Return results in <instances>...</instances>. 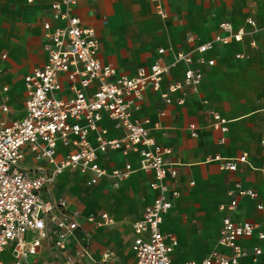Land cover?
Masks as SVG:
<instances>
[{"label": "crops", "instance_id": "obj_1", "mask_svg": "<svg viewBox=\"0 0 264 264\" xmlns=\"http://www.w3.org/2000/svg\"><path fill=\"white\" fill-rule=\"evenodd\" d=\"M52 1L0 0V116L8 121L23 116L25 76L46 62L43 24L50 18ZM146 1L149 26L143 33L136 22L115 16L112 7L116 0H80L77 5L76 12L84 24L98 32L99 58L112 65L118 75H134L140 66L150 65L159 56L165 63L172 62L176 52L194 48L195 43L188 40L189 36H196L201 42L208 40L221 32L219 25L223 21L231 22L236 28H250L248 18L257 24V31L243 42H232L207 54L215 59L214 65L195 64L203 71V81L199 92L190 93L184 104H177L178 93H171L172 102L167 103L161 92L148 88L140 109L134 112L135 116L150 120L151 135L161 145L172 148L168 159L178 163L179 175L175 180H169V184L179 189L181 196L165 215L161 228L176 235L179 245L180 238L175 231L184 225L179 214L185 213L183 205L192 190L191 185L221 186L219 195L207 192L199 202L200 216L204 217L208 210L217 215V238L207 257L217 245L222 218L226 214L220 207L229 202L228 190L234 179L245 188L254 189L258 197H240L232 218L236 222L259 223L264 230V210L257 208L258 203L264 205V0H162L168 12L166 18L157 13L151 0ZM250 40L256 44L251 45ZM160 48L165 49L162 55ZM238 53H246L248 57L238 58ZM185 69L184 63L172 68L165 77L163 91L169 82L182 79ZM2 104L9 106L8 112H2ZM211 110L230 120L226 133L213 127ZM15 113L19 116L13 117ZM190 124L196 125L198 136L191 135ZM102 125L108 129L109 136L120 134L109 118L106 117ZM223 136L225 141L221 142ZM63 152L65 149L60 147L59 157ZM243 153L248 154V163H239L236 172L222 169L221 162L214 159L216 156L240 157ZM100 161L108 168L122 167L125 157L119 151H109L101 155ZM130 161L134 167H139L137 156L132 155ZM31 164L53 169L44 161ZM74 175L89 188L83 189L79 203L70 199L65 191L66 183H75L70 179ZM152 179L151 172L138 170L120 187L114 188L107 178L89 185L78 171L65 170L56 177L50 195L63 197L72 208L79 209L82 226L61 250L54 247L55 236L50 234L43 240L38 254L23 264H67L68 255H74L86 243L97 261H101L105 253H111L110 264H132L135 260L133 222L142 217L145 207L156 196V191L150 187ZM89 197L94 206H90ZM103 213L112 216L114 223L97 226L87 221L90 215L101 218ZM240 242L245 246L260 243L256 237ZM177 248L172 254L174 264ZM205 257L188 258L181 264L188 260L201 261ZM0 261L14 264L11 248L0 251ZM76 264L96 263L80 258ZM241 264H263V261L253 263L244 259Z\"/></svg>", "mask_w": 264, "mask_h": 264}, {"label": "built area", "instance_id": "obj_2", "mask_svg": "<svg viewBox=\"0 0 264 264\" xmlns=\"http://www.w3.org/2000/svg\"><path fill=\"white\" fill-rule=\"evenodd\" d=\"M33 1V0H29ZM80 0H53L50 18L43 24L46 62L28 73L25 78L24 113L21 118L8 121L0 116V251L11 248L14 264L38 254L42 242L50 234L55 236L54 247H66L67 241L82 226V214L69 202L50 195L56 177L65 170L78 171L89 185L109 179L118 188L138 170L151 172L150 187L156 191L141 218L133 222L132 264H174L172 254L179 245L176 235L161 228L165 215L173 208L181 191L169 184L179 175L178 163L168 157L173 150L163 146L151 135L150 120L135 116L148 88L161 92L171 103V93H178L177 104L185 103L190 93H198L203 71L197 65L215 64L207 54L217 47L232 42L241 43L257 31L252 18L245 26L234 27L229 21L220 23L221 32L212 38L199 41L196 36L188 40L195 43L191 51H178L173 61L165 63L159 56L148 66H140L134 75H118L116 69L101 61L98 56L100 39L92 26L84 24L76 12ZM157 13L166 18L168 12L162 0H151ZM255 45L254 40H250ZM165 53L164 48L159 54ZM3 57H6L5 55ZM238 58H247L238 53ZM184 63L186 69L180 80L171 81L163 91L165 77L171 69ZM7 90V87H4ZM207 102V101H205ZM2 112L9 106L2 104ZM212 125L223 134L230 120L215 110L210 111ZM109 118L116 130L115 137L102 125ZM191 135L198 136L195 124H190ZM221 142L225 137H221ZM60 147L65 149L59 157ZM109 151H119L125 157L122 167L108 168L100 157ZM137 156L139 167L130 161ZM248 154L224 158L216 156L221 168L231 172L239 163H248ZM44 161L52 170L35 167L34 162ZM193 183V182H192ZM229 202L221 205L226 211L222 218L220 235L215 248L201 261L188 260L183 264H241L244 259L264 264V230L259 223L245 220L236 222L232 213L240 197L257 198L254 189L245 188L234 179L228 190ZM257 208L264 210L258 203ZM88 222L97 226L111 225L114 219L107 213L101 218L90 215ZM256 237L260 243L243 245L241 239ZM111 253L101 261L93 258L89 243L74 255H68L67 264H76L86 258L96 264H110ZM0 264H3L0 261Z\"/></svg>", "mask_w": 264, "mask_h": 264}, {"label": "rangeland", "instance_id": "obj_3", "mask_svg": "<svg viewBox=\"0 0 264 264\" xmlns=\"http://www.w3.org/2000/svg\"><path fill=\"white\" fill-rule=\"evenodd\" d=\"M116 2V5L112 7L115 10L114 12H116L115 16H118L120 20L136 22L142 33L148 30L149 16L146 10L148 6L146 0H116ZM20 105L18 102L17 106L19 107ZM19 113H15L13 117H18ZM70 179L75 183H66L65 191L70 199L79 203L81 202V192H83V189L89 188L82 179H79V176L74 175ZM109 189L114 188L109 187ZM190 189L192 190L188 192L187 202L183 205L185 213L181 211V214H179L184 225L182 224V229L179 227L175 231L180 238V245L175 253L176 264H181L188 258L205 257L217 238V215L214 211L208 210L204 217L200 216L199 202L207 196V192L212 195H219L222 192L221 186L219 184H210L202 188L198 184H193ZM89 202L90 206L95 205L92 199Z\"/></svg>", "mask_w": 264, "mask_h": 264}, {"label": "bare ground", "instance_id": "obj_4", "mask_svg": "<svg viewBox=\"0 0 264 264\" xmlns=\"http://www.w3.org/2000/svg\"><path fill=\"white\" fill-rule=\"evenodd\" d=\"M90 199H91V197H89ZM109 201H110V199H109ZM119 203V202H118ZM111 204V203H110Z\"/></svg>", "mask_w": 264, "mask_h": 264}]
</instances>
